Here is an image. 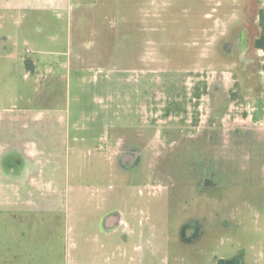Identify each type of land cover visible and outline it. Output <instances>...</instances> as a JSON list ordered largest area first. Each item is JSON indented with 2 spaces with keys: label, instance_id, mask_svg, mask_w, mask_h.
<instances>
[{
  "label": "rangeland",
  "instance_id": "374dc122",
  "mask_svg": "<svg viewBox=\"0 0 264 264\" xmlns=\"http://www.w3.org/2000/svg\"><path fill=\"white\" fill-rule=\"evenodd\" d=\"M238 1L74 0L0 32V168L32 170L24 204L42 205L1 258L215 264L263 236L264 142L236 79L264 55Z\"/></svg>",
  "mask_w": 264,
  "mask_h": 264
},
{
  "label": "crops",
  "instance_id": "0c3cea01",
  "mask_svg": "<svg viewBox=\"0 0 264 264\" xmlns=\"http://www.w3.org/2000/svg\"><path fill=\"white\" fill-rule=\"evenodd\" d=\"M73 1L74 0H0V32L7 34L11 33V27H13L14 24H18V22L19 26L24 25L28 29L26 31L29 33H34L38 26L45 29L47 28V20L51 19L52 21V19H57L63 9L66 10L72 7ZM237 4L241 9V13L245 14L247 17L243 26L237 31L240 35L238 39L240 40V44L246 45L243 46V49H250L251 46L254 47L255 40L261 35L262 30L259 23V12L264 7V0H239ZM251 35L253 36L251 37ZM253 49L257 59L262 54L264 55V51L258 50L255 47ZM261 62L260 69H263L264 61L262 62L263 65ZM236 81L239 85L240 97L244 100V109L247 114L246 121L250 123L255 122V126L259 125L255 127L252 132H249L248 135L251 134L255 139L264 142V73H244L240 76L238 75ZM31 172L32 170L30 169H21L20 173L16 175L13 170L1 171L0 168L1 255H3L5 251L10 250L9 246H6V244H12L14 240L20 241L18 237L23 235L20 234L18 237H15L16 228L18 233L23 230L21 228L22 225L15 226L17 221L22 224V220L29 212H40L42 209L41 204L37 207H33L35 209H31L24 204V200H26L27 195L30 193V187L27 186L28 179L30 176H35L32 174L30 175ZM17 200L22 202V205H17ZM256 215L258 217V213ZM120 221H123L121 217H113L108 220L106 225L113 231ZM242 249L243 248L238 250L237 254L234 253L235 256L242 252ZM243 252L245 254L244 264H264V226L263 236L253 241V246L245 248ZM3 258L0 256V260L3 259V261H0V264H14L16 261L18 262L21 260L15 253H12L11 256H3ZM219 259L230 258L220 257L217 260ZM18 264L20 263L18 262Z\"/></svg>",
  "mask_w": 264,
  "mask_h": 264
},
{
  "label": "trees",
  "instance_id": "16d2710c",
  "mask_svg": "<svg viewBox=\"0 0 264 264\" xmlns=\"http://www.w3.org/2000/svg\"><path fill=\"white\" fill-rule=\"evenodd\" d=\"M259 23L261 27V35L254 42V47L258 50L264 51V7L259 12ZM244 252H240L238 255L230 259H219L216 264H244Z\"/></svg>",
  "mask_w": 264,
  "mask_h": 264
}]
</instances>
